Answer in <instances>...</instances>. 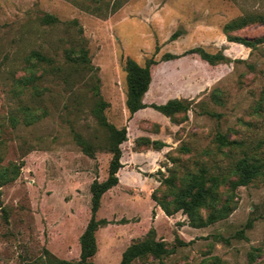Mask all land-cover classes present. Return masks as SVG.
Listing matches in <instances>:
<instances>
[{
    "label": "rangeland",
    "instance_id": "1",
    "mask_svg": "<svg viewBox=\"0 0 264 264\" xmlns=\"http://www.w3.org/2000/svg\"><path fill=\"white\" fill-rule=\"evenodd\" d=\"M46 12L60 21L43 23ZM244 16L245 25L225 30ZM80 44L97 67L108 121L128 129L119 183L103 194L96 215L109 222L96 231L94 264H120L130 244L151 237L168 252L132 264H264V0H0V167L21 166L16 179L0 185V264H45L49 253L81 257L91 184L108 177L112 153L109 132L93 113L94 79L65 62V48ZM197 46L230 60L163 58ZM33 50L54 64L33 63ZM128 57L141 65L158 60L145 102L177 98L188 110L171 117L146 107L130 117ZM143 136L165 146L137 142ZM241 160L262 165V173L233 189ZM203 169L223 180L218 205L230 198L232 209L193 226L182 209L167 214L152 194L171 200ZM167 176L176 186L162 182Z\"/></svg>",
    "mask_w": 264,
    "mask_h": 264
},
{
    "label": "trees",
    "instance_id": "2",
    "mask_svg": "<svg viewBox=\"0 0 264 264\" xmlns=\"http://www.w3.org/2000/svg\"><path fill=\"white\" fill-rule=\"evenodd\" d=\"M41 19L45 24H54L60 21L56 15L48 12H46ZM248 19L247 16H244L233 20L225 26V30L229 32V30L236 27H241L248 22ZM73 23L77 24V20L74 19ZM177 35L178 32H175L172 38H175ZM228 37L231 41L240 42L247 46H252L255 43L254 40H248L237 35L228 34ZM186 54H199L203 59L213 64L230 60L222 51L211 53L199 46L190 48L181 54L166 53L163 58L171 59ZM64 57L65 62L79 65L81 69L91 74L90 78L94 79L91 86L95 97L93 113L98 122L109 132V150L112 153V158L109 164L108 177L105 180L95 179L91 184L92 215L80 238V259L78 261H70L58 258L49 253L45 264H94L91 257L94 256L98 250L96 231L101 225H105L109 222L107 219H97L96 215L100 209L103 194L119 183L118 173L120 168L124 165L122 162L123 151L121 144L128 139V129L126 126L121 128L116 127L113 123L109 122L106 117L105 109L109 106V103L101 94L100 79L96 73L97 67L92 64L88 48L82 44L65 48ZM29 58L31 61L35 59L33 63L37 64L47 63L50 65L55 62L53 57L46 55L40 50L31 51ZM156 63H158V60L154 57L149 58L145 65H141L130 57L126 59L125 69L127 71L128 83L126 105L130 112V117L138 110L146 107H153L166 116L171 117L178 112L187 111L189 108L187 102L177 98L169 99L167 102L160 104L147 103L144 101L145 93L148 92L152 80L151 67ZM57 70L61 71V66H59ZM78 139L79 142L83 144L84 150L88 153H92V145L81 138L80 135ZM217 139L222 145L226 144L228 141L227 137L222 134L219 135ZM137 142H143V144L150 145L155 149H161L165 146L163 141L151 140L149 137L145 136L139 138ZM20 170L21 166L18 164L0 167V185L16 179L20 174ZM237 172L239 175L238 178L231 183L233 189L239 185L249 183L254 177L262 173V165L251 164L246 160H241L237 166ZM206 174L207 171L203 169L199 174L193 175L190 180H188V184L174 191L171 200L161 199L157 197L155 193H153L152 196L167 214H172L182 209L187 213L190 223L193 226H206L212 224L230 214L232 209L231 199L229 198L222 205H218V188L223 180H221L218 175L207 176ZM162 182L171 187L176 186L175 179L172 176L165 177ZM204 209H208L206 214H203ZM167 252L168 248L162 240H156L153 237L147 238L130 244L123 252L120 264H132L135 258L148 253L160 258Z\"/></svg>",
    "mask_w": 264,
    "mask_h": 264
},
{
    "label": "crops",
    "instance_id": "3",
    "mask_svg": "<svg viewBox=\"0 0 264 264\" xmlns=\"http://www.w3.org/2000/svg\"><path fill=\"white\" fill-rule=\"evenodd\" d=\"M122 161H123V163H125L124 160H122Z\"/></svg>",
    "mask_w": 264,
    "mask_h": 264
}]
</instances>
